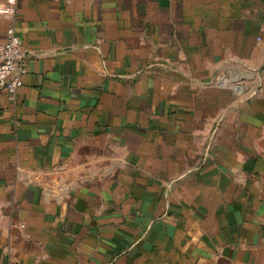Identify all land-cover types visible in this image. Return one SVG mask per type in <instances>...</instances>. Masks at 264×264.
<instances>
[{
	"label": "crops",
	"instance_id": "1",
	"mask_svg": "<svg viewBox=\"0 0 264 264\" xmlns=\"http://www.w3.org/2000/svg\"><path fill=\"white\" fill-rule=\"evenodd\" d=\"M16 4L0 264H264V0Z\"/></svg>",
	"mask_w": 264,
	"mask_h": 264
},
{
	"label": "built area",
	"instance_id": "2",
	"mask_svg": "<svg viewBox=\"0 0 264 264\" xmlns=\"http://www.w3.org/2000/svg\"><path fill=\"white\" fill-rule=\"evenodd\" d=\"M16 7V0H7V3L0 1V14L13 18L7 40L0 44V90H6L11 100H14L18 88L23 84L28 57L23 39L15 27L18 17Z\"/></svg>",
	"mask_w": 264,
	"mask_h": 264
}]
</instances>
